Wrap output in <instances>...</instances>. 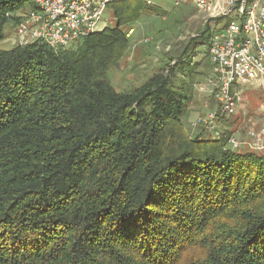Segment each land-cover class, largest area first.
Listing matches in <instances>:
<instances>
[{
  "label": "trees",
  "instance_id": "obj_1",
  "mask_svg": "<svg viewBox=\"0 0 264 264\" xmlns=\"http://www.w3.org/2000/svg\"><path fill=\"white\" fill-rule=\"evenodd\" d=\"M29 1L0 0V43ZM141 4L65 49H0V264H264V158L189 137L164 70L109 80Z\"/></svg>",
  "mask_w": 264,
  "mask_h": 264
},
{
  "label": "rangeland",
  "instance_id": "obj_2",
  "mask_svg": "<svg viewBox=\"0 0 264 264\" xmlns=\"http://www.w3.org/2000/svg\"><path fill=\"white\" fill-rule=\"evenodd\" d=\"M32 3L33 0L10 14L11 21L5 27V39L0 43V49L13 48L17 37L12 19L28 11ZM139 8L137 17L126 26V29H132L128 37L129 47L116 66L108 72L112 86L119 92L129 91L164 70V74L172 78L174 89L187 95L189 99L183 118L189 137L213 141L215 134H220L223 142L236 137L241 145L234 147L236 149L233 152H252L261 156V152L256 153L248 148V131L251 125H243L241 131L231 128L233 125L230 122L234 116L224 119L218 113V129L217 132L213 131L216 132L213 135L204 126H200L199 130L194 127L200 117L219 111L216 100L209 92L213 72L208 55V42L213 34H218L227 25L229 19L220 20L214 17L218 10L215 3L212 12L203 13L191 0L180 4H176L174 0H157L154 7L141 4ZM104 18L106 27L115 25L113 8L106 12ZM208 24H211L210 31L207 29ZM245 82L249 88L254 84L252 81ZM258 90L261 96L257 95L255 98L257 101L254 108L260 113L264 110H260V106H264L262 83H259ZM259 122V125H255L260 126L264 122V116L260 117ZM228 146L227 142L225 148L228 149Z\"/></svg>",
  "mask_w": 264,
  "mask_h": 264
},
{
  "label": "built area",
  "instance_id": "obj_3",
  "mask_svg": "<svg viewBox=\"0 0 264 264\" xmlns=\"http://www.w3.org/2000/svg\"><path fill=\"white\" fill-rule=\"evenodd\" d=\"M124 1L128 0H33L28 11L12 19L17 37L13 48L31 44L54 49L68 48L103 31L108 8ZM141 1L154 6L157 0ZM174 1L176 4L187 2ZM191 1L203 13L212 12L215 3L218 10L214 17L229 19L227 25L218 34H213L208 42L213 72L209 92L216 100L219 111L208 113L194 123L196 129L204 126L213 135L218 129V113L224 119L234 116L240 102V94L234 88L240 81H257L263 84L264 89V0ZM213 138L218 141L221 136L215 134ZM248 139V148L261 152L264 158V122L260 126L251 125ZM228 145V149L234 151V147L241 143L236 137H231Z\"/></svg>",
  "mask_w": 264,
  "mask_h": 264
},
{
  "label": "crops",
  "instance_id": "obj_4",
  "mask_svg": "<svg viewBox=\"0 0 264 264\" xmlns=\"http://www.w3.org/2000/svg\"><path fill=\"white\" fill-rule=\"evenodd\" d=\"M252 82H254V84L251 88L248 87L249 85H247V82L245 81H240L238 85L234 88V91L240 94V102L236 107L234 118L230 122L233 125L231 126V128L233 130L235 129V131L243 130V125L248 127H250V125L252 124L259 125L260 117L264 116V110H262L264 109L263 105L260 106V110H262L263 112L259 110V113L255 111L254 108V104L257 101L255 100V98L257 97V95L261 96L258 90L260 82ZM254 114H256L257 116H253Z\"/></svg>",
  "mask_w": 264,
  "mask_h": 264
}]
</instances>
